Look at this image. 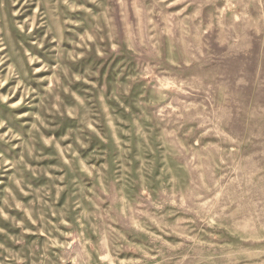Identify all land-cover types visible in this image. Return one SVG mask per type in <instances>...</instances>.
Masks as SVG:
<instances>
[{"label":"rangeland","instance_id":"374dc122","mask_svg":"<svg viewBox=\"0 0 264 264\" xmlns=\"http://www.w3.org/2000/svg\"><path fill=\"white\" fill-rule=\"evenodd\" d=\"M0 264H264V0H0Z\"/></svg>","mask_w":264,"mask_h":264}]
</instances>
